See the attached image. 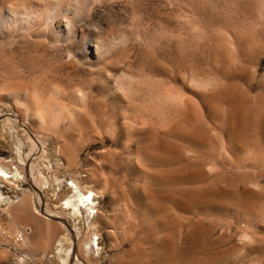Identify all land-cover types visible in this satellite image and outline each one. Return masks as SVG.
Listing matches in <instances>:
<instances>
[{"label": "rangeland", "instance_id": "rangeland-1", "mask_svg": "<svg viewBox=\"0 0 264 264\" xmlns=\"http://www.w3.org/2000/svg\"><path fill=\"white\" fill-rule=\"evenodd\" d=\"M82 25L127 45L90 67L70 42L0 36L1 90L41 77L85 95L50 100L55 129L0 100V161L19 175L0 180V264H264V0H111ZM72 181L100 196L88 225L64 209ZM38 193L49 215H20Z\"/></svg>", "mask_w": 264, "mask_h": 264}, {"label": "bare ground", "instance_id": "bare-ground-1", "mask_svg": "<svg viewBox=\"0 0 264 264\" xmlns=\"http://www.w3.org/2000/svg\"><path fill=\"white\" fill-rule=\"evenodd\" d=\"M106 1L111 0H16L11 6H6L7 8H4L0 12V36H5L7 39L17 38L24 42L34 41L41 43L48 41L61 48L65 43L70 42L74 45L71 46L75 47V49H66L67 51L64 54H66L67 59L92 67L94 64H101L106 61L113 55L117 46L127 45L126 42L128 41V38L120 32L121 35L119 34L118 36H110L108 39L99 38L91 43L88 42L87 34L82 24L91 16L96 7ZM123 77L124 75L119 78L117 77V80L114 82V90L122 91V88L125 86L124 84H126V79ZM39 79H35L36 83L33 82V79V83L25 86L17 85L4 90L0 89V100L12 101L29 112L33 125L36 128L55 129L56 126L58 127L61 124L60 122L65 117L66 112L64 108L63 110L59 105V107L56 105L57 102L53 104V101L50 100H57L62 97L71 100H84L85 95L81 90L78 91V89H73L67 95L62 90L60 91L49 84L48 87L41 88L39 85H36L39 83L37 82ZM168 99L177 100V98L170 96H168ZM20 154L22 155V153ZM23 160H27L25 156ZM26 166H28L27 161ZM18 176V171L15 167H7L0 161V180L8 185H14V181ZM35 186H37V183H34ZM68 189L71 196L64 203V209L70 211L72 215L82 216L86 225H88L90 220H96L100 196L92 191V189H82L75 181L70 182ZM32 198H34L32 206L29 205L31 198L27 195L18 200V212L20 215H27L31 207L32 211L37 215L44 216L47 212L49 213L48 209L40 202L41 197L39 193L37 201H35L34 196ZM59 220L62 226H65L64 220ZM19 233L21 234L20 241L22 242L26 236L23 232ZM71 233L74 240L78 242L79 233L75 230H72ZM89 244L83 243L81 245L83 252L88 253L89 248H91ZM69 256L72 259L74 257L73 254H69ZM69 264L71 263L69 262Z\"/></svg>", "mask_w": 264, "mask_h": 264}, {"label": "built area", "instance_id": "built-area-1", "mask_svg": "<svg viewBox=\"0 0 264 264\" xmlns=\"http://www.w3.org/2000/svg\"><path fill=\"white\" fill-rule=\"evenodd\" d=\"M22 236H23V234H22ZM16 239H17V241L21 240V234L20 233H19V235H17Z\"/></svg>", "mask_w": 264, "mask_h": 264}]
</instances>
